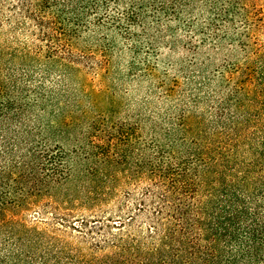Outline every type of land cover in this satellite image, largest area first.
Masks as SVG:
<instances>
[{"label":"trees","instance_id":"1","mask_svg":"<svg viewBox=\"0 0 264 264\" xmlns=\"http://www.w3.org/2000/svg\"><path fill=\"white\" fill-rule=\"evenodd\" d=\"M0 264H264V0H0Z\"/></svg>","mask_w":264,"mask_h":264}]
</instances>
